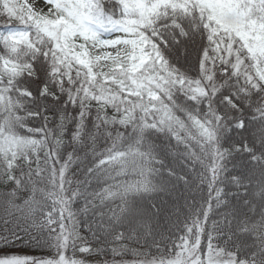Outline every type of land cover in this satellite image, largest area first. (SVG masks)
<instances>
[{
	"label": "snow or ice",
	"instance_id": "1",
	"mask_svg": "<svg viewBox=\"0 0 264 264\" xmlns=\"http://www.w3.org/2000/svg\"><path fill=\"white\" fill-rule=\"evenodd\" d=\"M0 264H264V0H0Z\"/></svg>",
	"mask_w": 264,
	"mask_h": 264
},
{
	"label": "rangeland",
	"instance_id": "2",
	"mask_svg": "<svg viewBox=\"0 0 264 264\" xmlns=\"http://www.w3.org/2000/svg\"><path fill=\"white\" fill-rule=\"evenodd\" d=\"M29 2H31V0H29ZM129 259H131V258H129Z\"/></svg>",
	"mask_w": 264,
	"mask_h": 264
},
{
	"label": "trees",
	"instance_id": "3",
	"mask_svg": "<svg viewBox=\"0 0 264 264\" xmlns=\"http://www.w3.org/2000/svg\"><path fill=\"white\" fill-rule=\"evenodd\" d=\"M128 258H131V257H128Z\"/></svg>",
	"mask_w": 264,
	"mask_h": 264
}]
</instances>
